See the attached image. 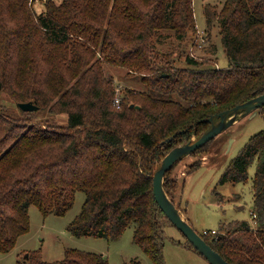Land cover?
<instances>
[{"label":"trees","instance_id":"16d2710c","mask_svg":"<svg viewBox=\"0 0 264 264\" xmlns=\"http://www.w3.org/2000/svg\"><path fill=\"white\" fill-rule=\"evenodd\" d=\"M33 1L0 0V94L14 102L6 110L0 103V251L29 229L31 204L61 215L80 190L83 204L67 226L73 234L114 239L134 224L133 241L166 264L163 233L171 221L155 200L153 173L169 149L208 128L203 118L264 92V0L204 7L207 26L219 28L225 68L188 54L177 66L181 56L171 60V51L157 49L153 38L183 40L192 32V0H44L39 14ZM104 63L136 73L144 90L125 87L116 105ZM27 100L38 108L17 105ZM252 162L255 226L231 219L215 233L198 232L231 264H264V128L219 182L246 180ZM172 167L163 184L174 200ZM21 264L109 263L102 253L67 248L61 259L34 251Z\"/></svg>","mask_w":264,"mask_h":264},{"label":"rangeland","instance_id":"374dc122","mask_svg":"<svg viewBox=\"0 0 264 264\" xmlns=\"http://www.w3.org/2000/svg\"><path fill=\"white\" fill-rule=\"evenodd\" d=\"M223 1L192 0L196 26L183 40L171 36L163 40L158 38V42L153 38L158 51H171V60L181 56L175 61L177 66L186 65L184 56L188 54L198 60H210V63H215L218 68L228 67L229 62L217 23L213 21L207 26L204 11L206 3L212 5L210 11H218ZM43 3L44 0L33 1L36 13L43 11ZM104 67L106 74L112 77L116 84L117 96L124 92L125 87L144 90L136 73L107 63H104ZM174 97L177 98L176 95ZM0 99L3 110H6V106L14 104L6 93H1ZM39 113L44 117L49 116L44 110ZM58 118L64 122L66 116L58 115ZM263 128L264 112L258 108L239 117L217 133L208 140L203 150L180 159L168 173L174 185V202L182 216L196 231L216 230L220 221L231 219H246L255 226L251 184L255 162L249 165L248 177L244 181L221 183L219 178L228 162L249 137ZM195 138V135H192L190 140ZM84 198L85 193L77 190L73 205L61 215L56 214L53 209L43 214L35 204H31L28 210L29 229L18 236L12 249L7 252L0 251V264H21L23 259L34 251L39 252L44 260L54 261L63 258L67 248L102 253L109 264H155L141 246L133 241L134 224L128 225L123 233L114 239L73 234L67 226L80 212ZM163 245L166 264H211L195 248L186 245L185 236L171 223L164 228Z\"/></svg>","mask_w":264,"mask_h":264},{"label":"water","instance_id":"95a60500","mask_svg":"<svg viewBox=\"0 0 264 264\" xmlns=\"http://www.w3.org/2000/svg\"><path fill=\"white\" fill-rule=\"evenodd\" d=\"M17 105L23 110H35L38 106L31 100L19 101ZM264 105V92L252 96L245 101L239 102L229 108L217 111L203 118L208 122V128L193 140L179 143L173 146L161 158L157 168L153 173L152 188L153 194L159 207L171 223L188 239L193 248L200 252L211 264H231L217 250H215L199 233L196 231L184 216H182L178 205L167 194L163 178L168 169L183 157L192 154L197 148L213 138L217 133L231 125L239 117L251 113ZM137 107L139 105H136ZM184 131L183 129L180 130ZM171 137H169L170 139ZM27 256V254H26Z\"/></svg>","mask_w":264,"mask_h":264},{"label":"built area","instance_id":"2783aa9c","mask_svg":"<svg viewBox=\"0 0 264 264\" xmlns=\"http://www.w3.org/2000/svg\"><path fill=\"white\" fill-rule=\"evenodd\" d=\"M200 31H201V30H200ZM115 103H116V104H119V97H118V96L115 98ZM252 215L254 216L255 214L252 213ZM215 232H216L215 229H212V230H210V231H209V230H205V231H204L205 234H207V233H215Z\"/></svg>","mask_w":264,"mask_h":264},{"label":"crops","instance_id":"0c3cea01","mask_svg":"<svg viewBox=\"0 0 264 264\" xmlns=\"http://www.w3.org/2000/svg\"><path fill=\"white\" fill-rule=\"evenodd\" d=\"M208 3H206V4H204V7L207 5ZM209 5H211V4H209ZM201 30H204V29H201ZM182 214V213H181ZM185 218V217H184Z\"/></svg>","mask_w":264,"mask_h":264}]
</instances>
